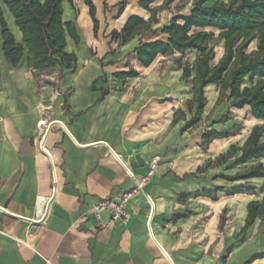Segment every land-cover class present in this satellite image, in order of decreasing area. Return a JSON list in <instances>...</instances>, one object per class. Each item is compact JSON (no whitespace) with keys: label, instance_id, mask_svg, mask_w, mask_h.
Wrapping results in <instances>:
<instances>
[{"label":"crops","instance_id":"1","mask_svg":"<svg viewBox=\"0 0 264 264\" xmlns=\"http://www.w3.org/2000/svg\"><path fill=\"white\" fill-rule=\"evenodd\" d=\"M125 1L122 7L124 0H92L95 30L85 0H73L74 7L63 0V20L75 25L80 38L77 43L66 34V51L78 62L63 75L60 66L34 71L26 49L13 66L0 33V208L17 216L0 209V264H264V225L257 219L243 232L249 203L264 200V179L232 183L223 178L264 165V158L228 170L239 154L199 172L232 145L242 147L264 120L252 117L249 108L218 103L219 89L209 85L200 122L183 131L195 113V75L184 81L183 68L188 56L194 57L188 63L193 66L199 54L159 55L146 68L136 50L167 41L160 29L193 6L182 14L172 9L177 0L167 6V0H157L150 5L152 13L140 6L141 0ZM131 17L157 22L152 32H140L121 45L112 33L121 32ZM8 18L7 13L10 31L23 44L22 33ZM216 52L218 62L223 42ZM131 70L138 76H117ZM229 110L232 120L215 124ZM245 110L256 124L249 122L250 128L202 149L204 132L233 131L242 125L238 113ZM43 120L50 127L44 139L49 155L40 148ZM55 184L46 218L35 223L40 197H52ZM139 184L127 207V223L113 222L107 211L100 218L94 213L99 203ZM248 185L255 191H247ZM216 187L224 189L216 200L214 193L195 196ZM241 187L242 193L228 195Z\"/></svg>","mask_w":264,"mask_h":264},{"label":"trees","instance_id":"2","mask_svg":"<svg viewBox=\"0 0 264 264\" xmlns=\"http://www.w3.org/2000/svg\"><path fill=\"white\" fill-rule=\"evenodd\" d=\"M156 1L141 0L140 6L153 13L155 10L151 9L150 5ZM174 1L167 0L164 6ZM209 1L195 0L188 15L173 17L168 25L163 26L160 31L168 36L167 41L145 43L136 50L139 62L146 68L150 67L159 55L180 53L185 56L192 51L199 54L193 66L187 63L183 68L184 81L192 77L193 73L195 75L193 84L195 113L183 131L200 122L208 103L205 89L209 85H215L219 89L218 103L226 100L232 109L249 108L252 117L264 120V0H227L207 6ZM68 2L74 7L73 0ZM3 3L23 36V44L18 43L0 6L2 50L13 66L19 65L26 49L29 66L36 72L60 66L63 75L65 70L75 68L78 59L76 54L66 51V34L68 33L77 43H80V38L75 25L65 23L63 20V0H3ZM85 3L90 8V15L97 30L96 8L92 0H85ZM125 5L124 0L122 7ZM153 22H157L155 17L149 22L131 17L121 32L112 33V39L121 45L126 44L140 32H152ZM208 28L212 31H205ZM216 32H219L218 39L223 42L224 48L223 56L218 62L217 52L213 46ZM117 76L136 77L138 72L131 70ZM231 120L232 114L229 110L215 124ZM239 130L240 127L233 131L209 129L202 135L201 147L207 150L213 141L226 139L232 132ZM239 154L228 170L264 158V125L254 127L242 147L232 145L214 164L210 160L199 169V172L203 173L213 165L226 164ZM223 178L232 183L255 178L264 179V165L259 163L247 166L245 171ZM243 189L234 188L228 195L242 193ZM245 189L255 191V187L250 185ZM223 190L222 187H216L214 191L203 190L195 196H212L214 193L215 196L212 197L216 200V194ZM257 219L264 225V200L249 203L243 232H247Z\"/></svg>","mask_w":264,"mask_h":264},{"label":"built area","instance_id":"3","mask_svg":"<svg viewBox=\"0 0 264 264\" xmlns=\"http://www.w3.org/2000/svg\"><path fill=\"white\" fill-rule=\"evenodd\" d=\"M47 121L43 120L40 121L38 124V128L40 130H45V135L43 137V140L40 142V148L45 151L44 149V139L46 137V134L49 132L50 127H48ZM155 167H152V170L150 172V176L153 174ZM142 185V184H141ZM141 185H137L132 190H129L125 193H123L119 198L117 199H110L107 201H103L96 205L93 209L94 213L97 215L98 218H100V213L103 211H107L111 215V220L113 222L116 221H123L127 223L130 219V214L128 213L127 207L129 202L138 195ZM52 197H40L41 205L39 208V215L36 222L42 223L44 219L46 218L47 214V207L51 201Z\"/></svg>","mask_w":264,"mask_h":264},{"label":"rangeland","instance_id":"4","mask_svg":"<svg viewBox=\"0 0 264 264\" xmlns=\"http://www.w3.org/2000/svg\"><path fill=\"white\" fill-rule=\"evenodd\" d=\"M195 1V0H194ZM218 1H227V0H210L209 2H208V4H207V6H211V5H213L214 3H216V2H218ZM0 5L2 6V8H3V10H4V14H5V18H6V15H7V13H6V11H5V9H4V4H3V0L1 1L0 0ZM193 6V2H192V0H177L176 2H175V4H173L172 5V9L173 10H175V11H180L182 14H186V12H187V10H190L191 9V7ZM222 45V42H220V40L218 39V35H217V32H216V36H215V40H214V42H213V46H214V48L218 51V52H220V46ZM194 59V57H192V56H188L187 58H186V63H189V61L190 60H193ZM209 95L211 94V92L209 91V93H208ZM238 117H239V119L241 120V126H240V128L241 127H243V128H245L246 126L248 127V128H250L251 127V124L249 123V122H252L253 123V125L254 124H256V123H254V121L252 120V118H251V116L248 114V111L247 110H245V111H243V112H241V113H238ZM252 125V126H253Z\"/></svg>","mask_w":264,"mask_h":264},{"label":"water","instance_id":"5","mask_svg":"<svg viewBox=\"0 0 264 264\" xmlns=\"http://www.w3.org/2000/svg\"><path fill=\"white\" fill-rule=\"evenodd\" d=\"M4 4V3H3ZM46 152V151H45ZM46 154H47V152H46ZM47 155H49V154H47ZM56 193H57V185L55 184V187H54V194H53V196H52V199H51V201H50V203H49V205H48V207H47V214H48V212H49V209H50V205H51V203L53 202V200H54V198H55V196H56ZM2 211H4L5 213H7L8 215H11V216H13L10 212H8V211H6L5 209H3V208H0ZM46 214V215H47ZM13 217H17V216H13ZM35 223H38V222H36V221H34Z\"/></svg>","mask_w":264,"mask_h":264},{"label":"bare ground","instance_id":"6","mask_svg":"<svg viewBox=\"0 0 264 264\" xmlns=\"http://www.w3.org/2000/svg\"><path fill=\"white\" fill-rule=\"evenodd\" d=\"M7 13H8V19H9V21H11V23H12V28H13V30H19L17 27H16V25H15V23H14V20H13V17H12V15L9 13V11L7 10Z\"/></svg>","mask_w":264,"mask_h":264}]
</instances>
